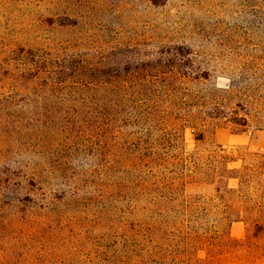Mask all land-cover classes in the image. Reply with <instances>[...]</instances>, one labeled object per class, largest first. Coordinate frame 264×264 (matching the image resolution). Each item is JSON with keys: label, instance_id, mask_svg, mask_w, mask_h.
<instances>
[{"label": "rangeland", "instance_id": "obj_1", "mask_svg": "<svg viewBox=\"0 0 264 264\" xmlns=\"http://www.w3.org/2000/svg\"><path fill=\"white\" fill-rule=\"evenodd\" d=\"M0 264H264V0H0Z\"/></svg>", "mask_w": 264, "mask_h": 264}, {"label": "trees", "instance_id": "obj_2", "mask_svg": "<svg viewBox=\"0 0 264 264\" xmlns=\"http://www.w3.org/2000/svg\"><path fill=\"white\" fill-rule=\"evenodd\" d=\"M235 125L244 126L248 123L246 117H235L231 121ZM164 149V148H163ZM148 158L144 162V173L146 178L152 181V187H155V180L162 185L168 182V188L171 191H177V186L172 185L174 179H181L190 176L199 177L200 179L210 181L216 176L221 178L228 176L232 170L228 168V164L232 161L226 154L212 153L205 158V163H198L202 158L196 155H188L176 153L170 154L166 152L157 153V151L147 150ZM189 163V164H188ZM219 174V175H218ZM144 177V178H145ZM230 178V177H229Z\"/></svg>", "mask_w": 264, "mask_h": 264}]
</instances>
